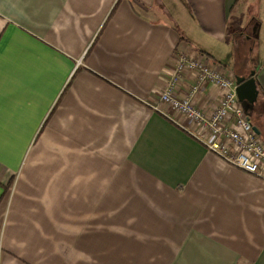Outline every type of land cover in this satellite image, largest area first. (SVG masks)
<instances>
[{
  "label": "crops",
  "instance_id": "1",
  "mask_svg": "<svg viewBox=\"0 0 264 264\" xmlns=\"http://www.w3.org/2000/svg\"><path fill=\"white\" fill-rule=\"evenodd\" d=\"M187 49L264 104V0H0V264H264V174L152 109Z\"/></svg>",
  "mask_w": 264,
  "mask_h": 264
},
{
  "label": "built area",
  "instance_id": "2",
  "mask_svg": "<svg viewBox=\"0 0 264 264\" xmlns=\"http://www.w3.org/2000/svg\"><path fill=\"white\" fill-rule=\"evenodd\" d=\"M175 65L159 103L152 109L176 127L200 141L207 150L230 166L248 174H264V143L253 131L244 107L236 95L233 75L223 66L210 62L192 50L176 54ZM189 79L187 85L183 84ZM186 82V81H185ZM215 90L209 110L197 105L200 92ZM216 100L213 104L211 100Z\"/></svg>",
  "mask_w": 264,
  "mask_h": 264
},
{
  "label": "water",
  "instance_id": "3",
  "mask_svg": "<svg viewBox=\"0 0 264 264\" xmlns=\"http://www.w3.org/2000/svg\"><path fill=\"white\" fill-rule=\"evenodd\" d=\"M235 85H236V95L239 103L248 102L253 103L256 101L257 91H256V81L254 79V74L250 75V78L246 79L239 75L234 76ZM253 131L258 135V132L255 127Z\"/></svg>",
  "mask_w": 264,
  "mask_h": 264
},
{
  "label": "rangeland",
  "instance_id": "4",
  "mask_svg": "<svg viewBox=\"0 0 264 264\" xmlns=\"http://www.w3.org/2000/svg\"><path fill=\"white\" fill-rule=\"evenodd\" d=\"M256 62H257V57L254 56L253 59L249 60L248 63L249 65L246 66L244 69L249 70V71H255L256 67ZM220 65L224 66L226 69H229V72L234 76L233 72H237V70H241V68H233L232 66H228L227 64L224 63H220L218 62ZM227 69V70H228ZM263 102V101H262ZM261 101H258L256 103H248V102H243L242 105L244 107L245 113L247 115V117L249 118L250 122L253 124L256 123H260V119L258 118V116L255 114V110H259L264 108V104ZM264 113V112H263Z\"/></svg>",
  "mask_w": 264,
  "mask_h": 264
},
{
  "label": "flooded vegetation",
  "instance_id": "5",
  "mask_svg": "<svg viewBox=\"0 0 264 264\" xmlns=\"http://www.w3.org/2000/svg\"><path fill=\"white\" fill-rule=\"evenodd\" d=\"M240 76V74H238ZM234 77V76H233ZM241 77H244V76H241ZM246 79L250 78V77H245Z\"/></svg>",
  "mask_w": 264,
  "mask_h": 264
}]
</instances>
